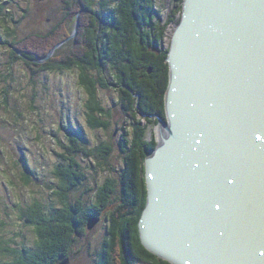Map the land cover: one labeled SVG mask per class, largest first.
<instances>
[{"label": "water", "instance_id": "95a60500", "mask_svg": "<svg viewBox=\"0 0 264 264\" xmlns=\"http://www.w3.org/2000/svg\"><path fill=\"white\" fill-rule=\"evenodd\" d=\"M167 62L141 240L173 264H264V0H184Z\"/></svg>", "mask_w": 264, "mask_h": 264}, {"label": "rangeland", "instance_id": "374dc122", "mask_svg": "<svg viewBox=\"0 0 264 264\" xmlns=\"http://www.w3.org/2000/svg\"><path fill=\"white\" fill-rule=\"evenodd\" d=\"M1 3L10 8L8 13L11 17L0 12V72L10 75L9 80L0 78V219L8 221L6 232L13 233L16 240L29 247L36 233L27 222V209L35 200L45 203L53 214L66 209L55 194L60 188V178L56 173L58 168L68 166L75 159L81 164L85 177L68 192L71 206L90 207L103 201L108 194L110 202L99 210H102V215L113 212L118 216L119 212L122 214L127 210V202L120 197L129 152L137 148L131 147V140L138 130L134 119L143 117V124H148V120L145 114L124 106L129 99L127 102L124 100L126 97L122 96L120 86L116 84L118 72L106 67L96 71L107 82L106 87L101 84L98 87L103 112L96 116L101 121H109V124L107 127H93L87 107L89 93L80 83L78 69L64 70L59 64L55 65L64 60L70 47L79 45L81 52L87 50L89 40L85 35L80 37L79 30L81 26L85 28L88 25L89 16L83 18V12L78 11L72 27L65 19L67 10L63 9L62 0H16V3L0 0ZM158 7L162 13L160 22L167 27L160 41L167 49L181 20L183 7L180 13L177 12L175 22L170 21L173 10L177 8L175 0H161ZM80 21H83L82 25ZM69 28L72 29L68 31ZM53 29L57 35L69 32L68 40L64 42L71 41L68 47L60 44L64 40L55 45L51 43L52 39L47 35L52 34L49 31ZM38 34L39 37L34 36ZM27 37H37L35 44L29 45L31 41L27 44V49L28 45L32 48L30 52L45 53L36 59L38 62L23 55L20 59L14 53L11 43ZM50 58L54 68L42 70ZM158 127L154 120L149 124L150 139L159 140ZM122 140L127 141L128 149L121 147ZM80 147H85L91 154L87 156L85 150L75 152ZM105 151H110L107 160L103 156ZM28 167L32 173L31 182L27 184L24 177L27 178L25 172ZM105 216L93 218L96 224L92 229L87 228L88 231L74 243L72 257L61 260L59 264H97V252L108 236L109 222ZM112 252L115 262L117 253L114 249Z\"/></svg>", "mask_w": 264, "mask_h": 264}, {"label": "trees", "instance_id": "16d2710c", "mask_svg": "<svg viewBox=\"0 0 264 264\" xmlns=\"http://www.w3.org/2000/svg\"><path fill=\"white\" fill-rule=\"evenodd\" d=\"M7 1L16 3V0ZM160 1L62 0L63 9L65 12L67 10L65 19L69 20L70 26L76 20L78 11L83 12V18L86 16L91 18L87 23L88 25L85 28L81 26L79 30L80 37L85 35L89 40L87 50L81 52L79 45L76 48L70 47L67 49L68 51L65 50L68 54L63 57L64 60L61 63H55L64 70L78 69L80 83L89 93L87 107L90 110V124L93 127L100 125L107 127L109 124V121H101L96 116L97 113L103 112L98 98L99 84L104 87L107 85L104 77L100 74L97 75L98 72L96 73V71H101L106 67L118 72L116 84L120 86L122 96L126 97L123 99L125 101L129 99L128 102L126 101L127 104L124 102V106L145 114L148 124H143V117L136 120L134 119L136 117H133L134 125L138 130L135 131L131 140V147L137 148L135 150L129 149L127 167L123 175L124 186L122 192L120 190V200L128 204L124 213L120 214L119 212L118 216L113 212H109L106 216L102 215V210L101 212L99 210L110 202L107 199L108 194H106L107 197H103V201L92 204L90 207L70 205L69 190L76 186L81 178L85 177L81 164L75 159L68 166L58 168L56 173L60 178V188L55 191V194L66 206V209L60 214H53L52 209H48L45 203L37 200L27 209V222L34 227L36 233L32 245L26 247L24 246V244L27 245L25 242L16 240L13 233L6 232L5 227L8 221H1L0 219V264H59L61 260H69L74 252L72 250L74 243L88 231L87 228L92 229L94 227L96 222L92 227H89V224L92 223L91 220L100 216H105L104 218L109 222V227L107 229L108 236L97 252V264H173L153 253L143 244L139 229V220L148 197L145 160L148 151L158 145L156 139L148 137L149 124L153 120L155 124H158V115L166 117L165 95L170 79L169 63L167 62L170 47L163 48L160 41L161 35L167 29L160 22L159 15L162 14L158 7ZM175 2L177 8L173 10L171 22L176 21V14L178 11L181 12L184 0H175ZM26 10L25 14L27 13ZM8 11L10 8H7L5 3H1L0 12L10 16ZM180 16L179 14L178 18ZM80 23L82 25L83 21ZM70 29L72 28H69L68 31ZM55 31L53 29L49 31L52 34L47 35L52 39L51 43L55 45L64 40L60 44L63 43L62 46L68 47L71 41L65 44L64 42L68 40L69 32L57 35L53 33ZM39 35L34 36L39 37ZM36 38L27 37L19 42L13 41L11 44L14 46L15 55L20 59L22 55L24 58L32 57L29 60L38 62L36 59L45 53L36 52L34 54L30 52L32 48L29 45L35 44ZM29 41L31 42L27 49ZM37 41L40 40L37 39ZM29 60L25 61L29 63ZM48 62L51 64H47ZM52 62V58H50L41 69L54 68ZM3 72L5 73V71ZM3 72H0V78L9 80L8 76L10 75L6 76ZM125 84L128 87L124 86ZM137 112L135 111V115ZM150 114L156 115V117L153 119L148 116ZM73 141L76 142V139L73 138ZM121 147L128 149L127 141L122 140ZM107 148L111 149L109 146ZM81 150H85L84 153L87 156L91 154L85 147H80L75 152ZM109 152L103 153L105 160H107ZM26 171L25 176L27 178L24 177V180L28 184L31 182L30 174L32 171L30 168ZM113 249L114 253H117L115 262Z\"/></svg>", "mask_w": 264, "mask_h": 264}, {"label": "bare ground", "instance_id": "6f19581e", "mask_svg": "<svg viewBox=\"0 0 264 264\" xmlns=\"http://www.w3.org/2000/svg\"><path fill=\"white\" fill-rule=\"evenodd\" d=\"M183 5H184V2H183ZM46 35V34H45ZM223 207V206H222ZM217 211H219V210H217ZM215 217H218V218H216V220L215 221H213V224L214 225H218V223H221L222 222V218H221V216H219V214H217V213H215ZM151 227V226H150ZM152 228V227H151ZM152 230V229H151ZM177 239H178V241H179V237H176ZM222 241V239L220 240V239H218L216 242H217V245L218 246H221L223 249H226L227 248V246L225 245V243H224V241L222 242V243H220ZM174 251H179L180 253H182L183 255H187L188 257H190V253H187V252H185V251H183V250H180V248H174L173 249Z\"/></svg>", "mask_w": 264, "mask_h": 264}, {"label": "snow or ice", "instance_id": "6c2138e0", "mask_svg": "<svg viewBox=\"0 0 264 264\" xmlns=\"http://www.w3.org/2000/svg\"><path fill=\"white\" fill-rule=\"evenodd\" d=\"M256 138L259 139V137H256ZM260 255H261V256H264V253H261Z\"/></svg>", "mask_w": 264, "mask_h": 264}]
</instances>
